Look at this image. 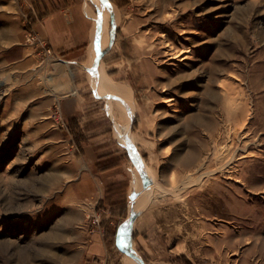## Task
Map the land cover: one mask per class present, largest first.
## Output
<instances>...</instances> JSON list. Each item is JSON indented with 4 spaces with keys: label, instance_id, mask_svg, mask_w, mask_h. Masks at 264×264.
I'll return each instance as SVG.
<instances>
[{
    "label": "rangeland",
    "instance_id": "1",
    "mask_svg": "<svg viewBox=\"0 0 264 264\" xmlns=\"http://www.w3.org/2000/svg\"><path fill=\"white\" fill-rule=\"evenodd\" d=\"M73 1L97 27L83 102L97 103L114 152L94 170L125 177L108 207L78 141L85 108L77 129L56 105L13 109L22 85L0 44V264H88L91 229L113 264H264V0ZM42 2L56 5L12 0L33 44ZM102 69L125 96L101 92ZM131 219L134 253L120 244Z\"/></svg>",
    "mask_w": 264,
    "mask_h": 264
},
{
    "label": "crops",
    "instance_id": "2",
    "mask_svg": "<svg viewBox=\"0 0 264 264\" xmlns=\"http://www.w3.org/2000/svg\"><path fill=\"white\" fill-rule=\"evenodd\" d=\"M42 3V6H37L42 15L33 22L32 28L38 39L45 41L52 48L53 55L46 53L42 43L36 41V44H33L26 39L23 23L18 20L17 15L14 16L19 9L12 4V0L9 3H0V13L5 14L6 18L5 24L0 28V44H4L5 47L2 62L7 65L6 70L19 73L17 75L22 85L12 92L14 95L11 98L15 97L23 106L15 103L12 107L16 110H25L26 107L37 103L40 109L49 110L56 105L61 118L64 117L71 122L75 129L79 126L77 118L81 115L82 107L86 109L88 117L80 123L82 133L78 135V141L87 155L85 157L88 161L85 163H90L88 166L93 169L94 179L100 181L98 198H103L104 204L109 207L111 201L108 202L106 197L109 193L107 186L123 179L125 175L115 164L104 163L99 170H94L100 159H106L114 152L109 153L102 145L104 124L107 122L104 123V115L100 114V108L92 107L97 103L83 102L85 101L83 95H88L90 89L86 86L87 81L84 78L88 76L84 71L90 68L89 63L95 61L94 56L91 57L90 49L97 38V27L92 15L81 1L56 0V5L52 7ZM96 67L98 69L100 65ZM105 211L106 214L103 215L107 217L109 213L106 209ZM104 239L101 230H90L88 242L82 251L87 257L86 261L93 260L88 264H113L108 260L112 250L108 252Z\"/></svg>",
    "mask_w": 264,
    "mask_h": 264
},
{
    "label": "bare ground",
    "instance_id": "3",
    "mask_svg": "<svg viewBox=\"0 0 264 264\" xmlns=\"http://www.w3.org/2000/svg\"><path fill=\"white\" fill-rule=\"evenodd\" d=\"M111 12V11H110ZM115 12V11H114ZM111 14H112V12H111ZM115 15H116V12H115ZM112 16V15H111ZM114 18V17H113ZM113 20V19H112ZM107 23V22H106ZM38 24V23H37ZM102 25V24H101ZM105 25V24H104ZM35 27H36V25H35ZM106 28H107V26H105ZM104 28V27H103ZM100 29H102V26H101V28ZM38 30V29H37ZM107 30V29H106ZM107 32V31H106ZM112 32V31H111ZM102 33V32H101ZM112 34V33H111ZM101 39V38H100ZM99 40V39H98ZM102 40V39H101ZM109 40H110V38H109V34L107 33V34H104V42H105V44L106 45H108V43H109ZM100 41V40H99ZM101 64V63H100ZM97 65H99V64H97ZM102 65V64H101ZM103 67V66H102ZM99 68V67H98ZM104 68V67H103ZM100 69V68H99ZM95 71V70H94ZM97 71V70H96ZM95 71V72H96ZM98 72V71H97ZM92 74V73H91ZM100 77H101V81L103 80L104 81V90L102 89V91L101 92H103L104 91V94H106V93H111V94H119V95H121V96H125V93H126V91L124 92L119 86L121 85V84H118V85H116V84H114L113 82H111L110 81V79H109V77L106 75L105 77H104V72H103V69L101 70V72H100ZM97 77V76H96ZM95 77V78H96ZM99 77V78H100ZM94 79V78H93ZM92 81V80H91ZM94 81H96V80H94ZM100 82V81H99ZM98 83V82H97ZM101 83V82H100ZM91 85H93V84H91ZM95 87H96V84H95ZM102 87V86H101ZM97 88V87H96ZM2 89H3V86H2V84L0 83V98H1V95L3 94L2 93ZM122 93V94H121ZM110 94V95H111ZM124 94V95H123ZM109 95V94H108ZM130 100V99H129ZM131 101V100H130ZM122 109V108H121ZM115 111V110H114ZM116 113V112H115ZM125 113V112H124ZM120 114V113H119ZM129 135V134H128ZM131 136V135H130ZM129 138V137H128ZM131 138V137H130ZM133 141V140H132ZM135 141V140H134ZM146 169V168H145ZM141 183H142V185L141 184H139L141 187L142 186H144V183L142 182V180H141ZM152 185V184H151ZM136 188V187H135ZM146 188V187H145ZM141 189H143V188H141ZM148 190V189H147ZM151 190V189H150ZM141 191H143V190H141ZM142 194H144V192H142ZM149 194V193H148ZM137 195H139V194H137ZM145 195V194H144ZM152 195V194H151ZM141 197V196H140ZM145 197V196H144ZM145 198H147V197H145ZM142 199V198H141ZM144 200V199H143ZM142 200V201H143ZM145 201V200H144ZM138 202H141L139 199H136L135 201H134V203H133V205H132V207H131V209H130V211L132 212V211H135L136 210V208L137 207H135L137 204H138ZM131 215V214H130ZM132 220V219H131ZM133 228H134V221L132 220L130 223L128 222V224H126L124 227H123V235H122V238H121V245H123L124 247H127V251L129 252H133L134 253V250L131 248V245H130V241H131V233H132V230H133ZM127 252V253H128ZM134 255V254H133ZM129 257V256H128ZM134 258V257H133ZM134 260H135V258H134ZM129 262V261H128ZM129 264V263H128ZM134 264V263H133ZM135 264H136V262H135Z\"/></svg>",
    "mask_w": 264,
    "mask_h": 264
},
{
    "label": "built area",
    "instance_id": "4",
    "mask_svg": "<svg viewBox=\"0 0 264 264\" xmlns=\"http://www.w3.org/2000/svg\"><path fill=\"white\" fill-rule=\"evenodd\" d=\"M29 24H31V26H30V29H27V32H28V34H29L28 38H29L30 40H35V42L38 41V42L42 43V46H44V49H45L46 53H48V54L52 53V50H51V48L49 47L48 43H46L45 41H40V40L38 39L36 33L34 32V30H33V28H32V23H31V21H28V25H29ZM57 110L59 111L58 108H57Z\"/></svg>",
    "mask_w": 264,
    "mask_h": 264
}]
</instances>
